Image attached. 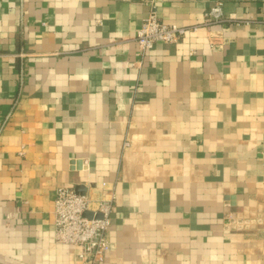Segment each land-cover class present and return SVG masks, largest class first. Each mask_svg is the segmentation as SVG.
<instances>
[{"label":"crops","instance_id":"crops-1","mask_svg":"<svg viewBox=\"0 0 264 264\" xmlns=\"http://www.w3.org/2000/svg\"><path fill=\"white\" fill-rule=\"evenodd\" d=\"M59 186L114 195L101 264H264V0H0V264H85Z\"/></svg>","mask_w":264,"mask_h":264},{"label":"built area","instance_id":"built-area-1","mask_svg":"<svg viewBox=\"0 0 264 264\" xmlns=\"http://www.w3.org/2000/svg\"><path fill=\"white\" fill-rule=\"evenodd\" d=\"M146 1L153 3L154 0ZM224 19L221 2L206 11L202 23L188 26L161 21L153 11L141 22L137 31L138 55L142 58L158 43L177 42L200 25L206 26ZM114 200V195L105 196L93 208L87 195L69 186H59L54 199L56 241L74 246L76 257L85 264L103 263L111 247L108 233ZM87 211H91L92 215H85Z\"/></svg>","mask_w":264,"mask_h":264},{"label":"water","instance_id":"water-1","mask_svg":"<svg viewBox=\"0 0 264 264\" xmlns=\"http://www.w3.org/2000/svg\"><path fill=\"white\" fill-rule=\"evenodd\" d=\"M81 188V187H80ZM77 192H81L80 190H77ZM82 193V192H81ZM85 215H87V216H91L92 215V212L91 211H87L86 213H85ZM98 216H100V214H98Z\"/></svg>","mask_w":264,"mask_h":264}]
</instances>
